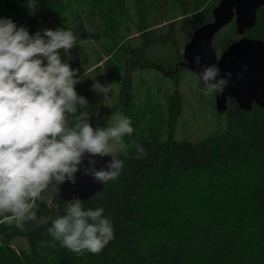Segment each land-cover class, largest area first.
Instances as JSON below:
<instances>
[{"label": "trees", "instance_id": "obj_1", "mask_svg": "<svg viewBox=\"0 0 264 264\" xmlns=\"http://www.w3.org/2000/svg\"><path fill=\"white\" fill-rule=\"evenodd\" d=\"M44 1L69 23L66 29L77 37L75 47L67 54L61 50V55L73 69L79 67L81 82L76 90L88 105L78 111H87L95 127L106 111L127 116L134 132L122 137L125 147L116 154L124 162L121 174L99 183L89 196H75L84 202L85 210L102 207L114 223L115 238L102 251L77 255L54 241L48 228L57 215L64 214L68 201L54 192L48 202L42 193L34 208L37 219L25 221L23 228L0 216V264H264V109L253 105L244 111L230 99L220 131L196 142L178 141L174 130L183 110L180 72L188 68L183 54L179 53L174 70L178 73L173 77L176 90L168 96L165 121L157 114L153 98L142 96L143 89L131 85L129 73L137 67L168 74L166 67L145 59L144 54L151 43L165 41L167 31L171 40L183 32L185 43L190 41L196 27L190 18L198 11L196 0H133L139 15L137 33L143 41L133 52L141 58L132 56L124 67L119 102L110 107L103 104L106 93L93 91L92 85L112 84L113 64L119 62L111 56L119 39L130 31L125 16L132 11L126 0ZM218 1L207 6L209 18ZM0 18L13 19L30 34L48 25L46 16L29 9L28 0H0ZM111 23L115 24L113 36L110 33L104 43V53L91 61L80 40L93 37L100 42L99 34L108 36ZM157 33H162L160 39ZM245 36L264 42V7ZM240 38L233 21L216 36L214 44L223 52ZM105 57L109 59L105 61ZM137 145L148 153L140 159L136 158ZM20 239L27 249L18 252L12 244Z\"/></svg>", "mask_w": 264, "mask_h": 264}, {"label": "clouds", "instance_id": "obj_2", "mask_svg": "<svg viewBox=\"0 0 264 264\" xmlns=\"http://www.w3.org/2000/svg\"><path fill=\"white\" fill-rule=\"evenodd\" d=\"M37 3L28 0L29 9ZM76 41L71 29L30 34L13 19L0 18V213H9L4 219L15 220L19 228L37 219L34 208L45 191L60 192L67 182L75 186L78 173L105 184L123 169L115 148H124L122 137L133 134L132 120L121 115L115 124L93 127L89 113L78 111L88 105L76 90L79 70L61 55ZM195 59L200 64L201 57ZM221 73L216 64L203 67L198 75L204 95L229 86L232 73ZM112 87L94 82L92 90L107 93ZM136 153L137 159L148 154L141 145ZM104 157L111 159L101 163ZM104 212L102 207L85 210L74 197L48 232L77 255L98 254L115 238L114 223Z\"/></svg>", "mask_w": 264, "mask_h": 264}, {"label": "rangeland", "instance_id": "obj_3", "mask_svg": "<svg viewBox=\"0 0 264 264\" xmlns=\"http://www.w3.org/2000/svg\"><path fill=\"white\" fill-rule=\"evenodd\" d=\"M200 0L195 1V6H198V11L195 14L190 15L197 29L198 27L211 22L212 18H209L207 6H209L214 0H202V3H199ZM220 1V0H219ZM218 1V2H219ZM48 3L44 0H38L37 7L34 9L39 12L40 15H44L47 17L48 25L46 29H57V28H67L69 24L68 22H64L60 18V14L56 10H52L48 8ZM126 6H128L129 10L132 11L130 16H125L126 24L129 27V38H127V34L123 39H119L120 43L115 48L112 54V59H115L119 62H114L113 68L114 76H113V87L112 90L107 92L104 97V105L106 107L114 106L119 102L121 88L123 85V80L125 76L124 67L130 64V59L134 55L139 57L138 52L133 50L136 49L137 46L142 44V38L139 36L137 31L139 30V25L137 22V18L139 15L138 12H134L135 3L133 0H126ZM179 11V10H178ZM64 12L63 14H65ZM114 13V12H113ZM112 13V14H113ZM173 13L171 12L170 15ZM175 14V13H174ZM173 14V15H174ZM157 16L161 15L160 11H157ZM128 18V19H127ZM177 18L178 19H181ZM161 26V25H160ZM108 36H102L100 42H98L95 38L90 37L88 39L80 40V44L86 47L88 54L90 55L91 61H94L96 56H99L104 53L103 47H106L104 43L109 38V35L113 36V28L115 27L114 23L108 24ZM193 29V30H194ZM166 31V30H165ZM169 31H167L164 35L165 41H159L151 43L144 54L145 59H153L159 62L160 65L167 68L168 74L166 75L163 70H159L157 68H140L137 67L134 70L130 71L129 76L131 77L133 88L135 90L143 89L140 91L142 96L149 95L153 98L152 104L155 105V108L158 110L157 114L163 117V121H165L166 114V106L168 105V96L172 95L176 90V84L174 82L175 76L178 73H174L177 63L180 61L179 53L183 54L184 48L187 43H185L186 35L183 34L180 36H175L174 40H171L170 37H167ZM162 33H157V37L160 39ZM81 36V32L79 37ZM216 38V37H215ZM126 41V42H125ZM125 42V44H123ZM213 46L216 52L217 57L219 58L221 55V50L217 44L213 42ZM133 52V53H132ZM141 58V57H139ZM109 59L105 57V61ZM79 68L75 66V69ZM172 73V74H171ZM182 74L181 81L179 84L180 92L183 96V110L181 115L178 117L175 124V138L178 141H189L196 142L205 139L207 136L218 132V130L224 127L226 115H220L216 111V92L211 93L209 95H204L203 90L204 86H202L201 82L197 81V76L188 68H183L180 72ZM146 90V93L144 92ZM145 98V97H144ZM153 105V106H154ZM152 108V105H149L148 108ZM121 115L119 113H113L110 111H106L104 117L96 122V127H107L110 122L115 124ZM219 130V131H220ZM124 148L119 147L118 145L115 148V154L120 153ZM43 197L51 202L54 197L53 191H45L43 193ZM8 213H0V216L3 218L2 221H5L4 217L7 216ZM1 221V222H2ZM12 247L15 248L18 252L20 249H27L26 242L22 239L13 242Z\"/></svg>", "mask_w": 264, "mask_h": 264}, {"label": "water", "instance_id": "obj_4", "mask_svg": "<svg viewBox=\"0 0 264 264\" xmlns=\"http://www.w3.org/2000/svg\"><path fill=\"white\" fill-rule=\"evenodd\" d=\"M261 7H264V0H220L212 12L213 20L195 29L184 48V64L198 77L202 86L205 84L198 74L205 65L216 64L222 75L232 73L229 86L222 93H216V111L219 114L228 112L230 99L244 111L251 110L253 105L264 109V42L245 36L254 27ZM233 21L241 38L218 58L214 39ZM197 56L201 57L200 64L196 63ZM110 159L104 157L101 163ZM98 185L99 182L78 173L76 185L71 182L63 184L59 195L65 201L78 195L89 196Z\"/></svg>", "mask_w": 264, "mask_h": 264}]
</instances>
